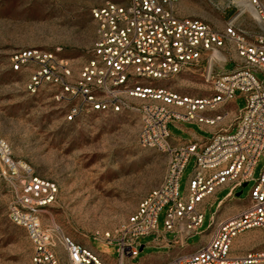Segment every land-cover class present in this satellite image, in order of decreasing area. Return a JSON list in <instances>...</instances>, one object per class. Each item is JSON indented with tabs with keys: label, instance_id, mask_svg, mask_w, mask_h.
<instances>
[{
	"label": "built area",
	"instance_id": "1",
	"mask_svg": "<svg viewBox=\"0 0 264 264\" xmlns=\"http://www.w3.org/2000/svg\"><path fill=\"white\" fill-rule=\"evenodd\" d=\"M178 0H105L92 9L96 35L86 63L76 68L59 50L21 49L12 54L14 70L28 69L27 88L37 92L48 84L64 103L65 120L75 121L96 112L139 114L138 142L167 158L162 182L139 202L136 210L112 231L94 236L116 245L118 264L138 258L144 248L139 238L158 233L159 213L166 209L163 234L186 244L198 234L206 205L218 190L229 187L226 199L253 180L264 156V0H225L219 8L233 9L224 28L209 21L180 15ZM249 10L258 29L240 23ZM234 52L235 67L229 71L227 54ZM198 71L209 84L210 94L183 95L156 80ZM246 100L232 129L213 134L205 144H174L169 124L175 121L217 125L228 111L208 116L221 104ZM0 154L17 184L9 205L11 220L24 227L32 243V264H62L60 248L68 264H110L92 249L67 236L55 226L45 229L41 215L56 198L58 188L36 176L25 162L11 157L0 140ZM191 157L193 173L180 194V180ZM224 200L217 202L219 208ZM264 228V169L256 180L249 203L223 219L211 215L208 240L195 251L181 254L166 264H264V250L233 255L238 234ZM201 235L203 233H200Z\"/></svg>",
	"mask_w": 264,
	"mask_h": 264
},
{
	"label": "rangeland",
	"instance_id": "2",
	"mask_svg": "<svg viewBox=\"0 0 264 264\" xmlns=\"http://www.w3.org/2000/svg\"><path fill=\"white\" fill-rule=\"evenodd\" d=\"M105 0H0V140L6 143L15 161L28 164L34 174L54 182L58 188L55 200L41 215L43 227L57 226L73 240L89 247L107 260L118 264L116 245L104 243L94 236L114 230L137 208L141 199L159 185L167 170L166 156L154 148H144L138 142L140 117L136 111L96 112L75 121L65 120L64 103L56 99V88L44 85L37 92L27 88L28 69L14 70L12 54L26 48L47 51L59 50L60 56L81 67L91 54L96 35L92 9ZM225 0H178L180 15L209 21L224 28L234 14L233 9L222 11ZM240 23L247 29H258L249 10ZM225 70L235 67L236 54H227ZM264 79V74H258ZM157 86H168L183 95L210 94L209 84L198 71L156 80ZM246 104L240 91L232 105L221 104L211 114L229 111L218 125H233ZM186 128L208 138L211 133L198 124L183 121ZM229 127V126H226ZM175 136L187 137L186 132L169 124ZM196 158L191 157L180 180V194L194 170ZM264 169V156L255 167L253 180L226 199L229 187L221 188L206 205L200 232L186 240L188 248L206 242L211 215L228 217L244 208L249 195ZM17 184L0 154V264H32L33 246L24 227L9 216V205ZM241 192L240 195H237ZM224 200L217 207L219 200ZM164 208L158 216L159 231H164ZM226 213V214H225ZM224 215V216H223ZM200 233H203L202 235ZM156 233L142 236L147 245ZM167 238L174 239L173 233ZM60 248L61 261L68 264ZM264 250V228L238 234L233 241L232 254ZM147 246L140 256L127 264H139L148 255Z\"/></svg>",
	"mask_w": 264,
	"mask_h": 264
},
{
	"label": "crops",
	"instance_id": "3",
	"mask_svg": "<svg viewBox=\"0 0 264 264\" xmlns=\"http://www.w3.org/2000/svg\"><path fill=\"white\" fill-rule=\"evenodd\" d=\"M227 103H228V105H232L233 101H229ZM207 115L213 116L214 114H211L210 112H208ZM237 117L238 116L234 115L233 118L229 121V123L230 122L232 123V121H234V120L236 122ZM172 124L176 128L184 130V132H186V134H187V137L183 138L180 136H175L171 133L172 134V142L174 144H177V145L186 144V143L193 142V141L198 142L199 144L203 145L211 139V137L213 136L214 133H216L222 129H225V128L230 130L234 126V124L233 125H227V123L224 125H218L217 124L215 126H211L208 124L196 123L199 125V127L201 129H204V130L208 131L209 133H211V135L208 138H206L203 135L197 134L193 129L186 128L182 121H175V122H172ZM226 126H229V127H226ZM223 218L224 217H222V216L220 217V219H223ZM208 238L209 237H207L206 242H207ZM84 246L90 248L89 245H87V244H84ZM146 246L150 250H153V251H150L147 256L143 257L141 259V261L139 262V264H166L167 262H169L170 260H172L173 258H175L178 255L188 254V253L195 251L201 245L199 247H196V248H188L186 244L184 246H181L179 243H175V242L170 241V239H168L167 236L165 234H163V232L159 231L158 233H156V236L154 237V239L152 241L148 242L147 245H144V248ZM105 261H107V260H105ZM127 261H131V260L128 259ZM127 261H126V264H127ZM62 264H63V262H62Z\"/></svg>",
	"mask_w": 264,
	"mask_h": 264
},
{
	"label": "water",
	"instance_id": "4",
	"mask_svg": "<svg viewBox=\"0 0 264 264\" xmlns=\"http://www.w3.org/2000/svg\"><path fill=\"white\" fill-rule=\"evenodd\" d=\"M246 185V183L244 184V186ZM241 192H238L237 195H240Z\"/></svg>",
	"mask_w": 264,
	"mask_h": 264
}]
</instances>
